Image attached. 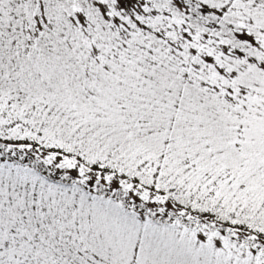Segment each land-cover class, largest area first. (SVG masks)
<instances>
[{"label": "snow or ice", "instance_id": "6c2138e0", "mask_svg": "<svg viewBox=\"0 0 264 264\" xmlns=\"http://www.w3.org/2000/svg\"><path fill=\"white\" fill-rule=\"evenodd\" d=\"M0 264H264V0H0Z\"/></svg>", "mask_w": 264, "mask_h": 264}]
</instances>
